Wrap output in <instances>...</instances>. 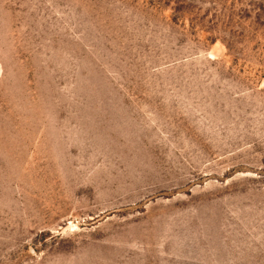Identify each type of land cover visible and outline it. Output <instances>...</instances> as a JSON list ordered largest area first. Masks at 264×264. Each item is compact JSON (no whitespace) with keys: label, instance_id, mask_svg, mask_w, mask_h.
I'll use <instances>...</instances> for the list:
<instances>
[{"label":"rangeland","instance_id":"1","mask_svg":"<svg viewBox=\"0 0 264 264\" xmlns=\"http://www.w3.org/2000/svg\"><path fill=\"white\" fill-rule=\"evenodd\" d=\"M0 264H264V0H0Z\"/></svg>","mask_w":264,"mask_h":264}]
</instances>
